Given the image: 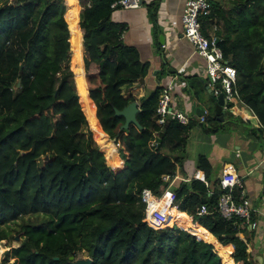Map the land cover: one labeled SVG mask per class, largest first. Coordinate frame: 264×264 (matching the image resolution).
I'll list each match as a JSON object with an SVG mask.
<instances>
[{"label": "trees", "instance_id": "trees-1", "mask_svg": "<svg viewBox=\"0 0 264 264\" xmlns=\"http://www.w3.org/2000/svg\"><path fill=\"white\" fill-rule=\"evenodd\" d=\"M114 1L0 0V242L13 239L12 223L41 217L20 224L24 239L0 264H74L84 252L91 264H260L240 236L243 220L218 211L221 190L205 184L213 174L206 155L190 181L163 180L184 170L196 122L169 115L160 126V86L126 96L150 63L123 43L126 27L111 19ZM212 3L203 33L215 29L264 137V0ZM134 101L140 127L121 130L125 118L115 110ZM215 123L207 115L205 133L224 127ZM146 190L158 198L171 191L161 207L148 196L161 217L177 206L166 228L149 223ZM202 205L208 214H198Z\"/></svg>", "mask_w": 264, "mask_h": 264}, {"label": "crops", "instance_id": "crops-1", "mask_svg": "<svg viewBox=\"0 0 264 264\" xmlns=\"http://www.w3.org/2000/svg\"><path fill=\"white\" fill-rule=\"evenodd\" d=\"M186 1L143 0L142 6L136 9H114L112 21L126 27L121 36L123 43L136 47L143 61L150 63L145 83L131 87L129 93L151 92L147 87L148 78L155 84L154 89L160 86L162 91L173 83V109L195 114L194 128L201 126V132L205 133L194 111L193 100L197 101V106L206 110V116L219 122L212 127H216V124L224 126L218 130L215 144L197 136L193 145H204L206 148L205 155L213 167L211 183L218 184L225 172L232 167L243 181L254 208L258 228L252 229L243 224L240 236L249 241L254 258L264 264V137L261 136L260 129L263 125L250 107L249 109L239 104L235 112L225 111L208 90L206 60L196 53L193 44L183 36L182 16ZM219 27L221 28V24ZM210 31L211 37L215 36V29L211 28ZM161 35L165 37V45L161 44ZM226 127L229 131L225 130ZM194 128L190 132L188 143L194 138ZM195 155L196 152L194 155L186 153L185 170L182 171L186 175L181 172L174 178V182L192 179L200 154L197 152V156ZM167 193L171 194V191ZM176 210L178 211L177 207Z\"/></svg>", "mask_w": 264, "mask_h": 264}, {"label": "built area", "instance_id": "built-area-1", "mask_svg": "<svg viewBox=\"0 0 264 264\" xmlns=\"http://www.w3.org/2000/svg\"><path fill=\"white\" fill-rule=\"evenodd\" d=\"M143 0H115L111 4L112 9H136L142 6ZM213 10L212 0H187L182 16L183 36L187 38L194 46L198 55L206 60L208 74V85L211 94L218 97L224 95L223 109L229 113L235 112L237 105H243L249 108L242 100L238 88V72L236 67L225 59L220 47L217 45L216 37H208L203 33L202 20L210 16ZM175 85L172 83L163 89L156 110V121L160 126L167 122L170 115L177 119L181 124H188L196 116L183 111H177L172 106V95ZM250 109V108H249ZM252 111V109H250ZM253 112V111H252ZM255 115V113L253 112ZM256 116V115H255ZM201 124L206 121V112L198 116ZM159 144V136L151 143L152 146ZM165 182L173 183L169 175H164ZM206 186L211 182L205 180ZM221 194L218 200V211L226 220L235 218L243 220V224L249 225L252 229L258 228V221L253 217L254 208L251 199L247 195L243 181L232 167L225 172L218 183ZM154 199H160L152 195L148 190L144 192V200L147 202V216L149 223L154 227H161L165 219L161 217L156 208L151 210V202L148 196ZM163 197V196H162ZM161 197V198H162ZM157 211V212H156ZM209 209L202 205L198 209L199 215L208 214ZM163 227V226H162Z\"/></svg>", "mask_w": 264, "mask_h": 264}, {"label": "rangeland", "instance_id": "rangeland-1", "mask_svg": "<svg viewBox=\"0 0 264 264\" xmlns=\"http://www.w3.org/2000/svg\"><path fill=\"white\" fill-rule=\"evenodd\" d=\"M10 2L9 3H11V4H17L18 3V0H9ZM81 2V1H80ZM82 6V5H81ZM135 86V85H134ZM155 86V84H153L152 83V81H151V79H147V87H148V90H153L154 87ZM130 90V89H129ZM129 90H126L125 89V94H126V96H128L130 93H129ZM88 121H89V119H88ZM89 126H90V128L92 129V135H93V139H94V141L96 142V144H98L99 146H104L105 144H104V142H105V140H103V139H100L99 138V136H97V134L93 131V128H92V126H91V124H90V121H89ZM200 127L201 126H198V127H196V128H194V130L192 131V133H193V135H194V138H192L191 140H189V143H188V146H187V148H186V152L185 153H188V154H192V155H194L195 154V152H196V155L195 156H197V152H198V154H202V155H205V152H204V150L206 149L205 148V146L204 145H202V146H198V145H196V146H194L193 144V141L194 140H196V137L197 136H199V138L201 137L202 139H204V140H207V141H209V142H211V143H213V144H215L216 143V139H217V137H218V134L217 133H215V134H206V133H202L201 132V130H200ZM203 129V128H202ZM225 130L226 131H229L228 130V128L226 127L225 128ZM205 134V135H204ZM196 148H198V149H196ZM186 157V156H185ZM194 159H195V157H194ZM193 160V159H192ZM197 160V159H196ZM191 163V162H190ZM185 165H186V159H185V161H183V169L185 170ZM187 169L189 170V167L187 166ZM171 184H173V183H171ZM172 185H170V187H171ZM166 197H169V195H168V193L166 192L165 194H164V196L161 198V199H159L158 200V205L161 207L162 205V203H164L165 204V202H167L166 200H165V198ZM170 207H172V206H170ZM176 207L177 206H175V208H170V211L169 212H167V211H164V212H167V215H166V219H167V221H164L163 222V225H161V227L163 226H165V228L167 227L166 225L168 224H170V220H173L172 219V217H171V213L176 209ZM164 214V213H163ZM40 218L41 217H36V216H27V217H25V218H23V219H20V220H18L17 222H15V223H12L11 225H10V229H11V232H12V235H13V239H11V240H3V241H1L0 243L2 244L1 246H0V263H1V259H2V257H3V253L6 251V250H8L10 247H16V246H19L20 245V243L22 242V240L24 239V236L23 235H21V234H18V230H19V228H20V224H22V223H24V222H28V221H37V220H40ZM17 236H19L20 238H19V240H16V237ZM78 257H83V258H87L88 256H87V254L84 252V253H80L79 254V256Z\"/></svg>", "mask_w": 264, "mask_h": 264}, {"label": "water", "instance_id": "water-1", "mask_svg": "<svg viewBox=\"0 0 264 264\" xmlns=\"http://www.w3.org/2000/svg\"><path fill=\"white\" fill-rule=\"evenodd\" d=\"M161 39V44L165 45V37L164 35H161L160 37ZM219 41V39H217V42ZM145 83V78H142L139 82H137L138 86H141ZM18 87L21 86V80H18ZM208 90H210L208 88ZM211 92V90H210ZM214 97V96H213ZM216 99V101L219 103V105H224V95L220 94L218 97H214ZM193 108L195 113L200 116L202 114H204L206 112V110L204 108H201L199 106H197V101L193 100ZM116 115L117 116H122L125 118V123L123 124V126L121 127V130L124 129H128L130 127L131 124H135L136 126L140 127V123L137 119L138 113L140 112V107H139V102L134 101L131 102L130 104H128L127 106H125L122 110L116 109ZM164 133L161 132L159 134V143L162 142V137H163ZM117 140V138H114L112 141L115 142ZM47 158V157H46ZM19 236L16 237V240H19ZM72 259H74V256L71 257ZM92 263V259L90 258H83V257H79L74 264H91Z\"/></svg>", "mask_w": 264, "mask_h": 264}, {"label": "bare ground", "instance_id": "bare-ground-1", "mask_svg": "<svg viewBox=\"0 0 264 264\" xmlns=\"http://www.w3.org/2000/svg\"><path fill=\"white\" fill-rule=\"evenodd\" d=\"M165 200H168V197L165 198ZM175 208V207H174ZM167 215V212H164L163 217L165 218Z\"/></svg>", "mask_w": 264, "mask_h": 264}]
</instances>
